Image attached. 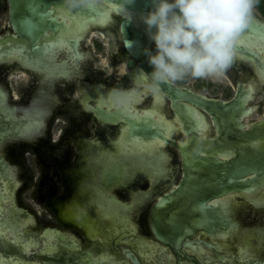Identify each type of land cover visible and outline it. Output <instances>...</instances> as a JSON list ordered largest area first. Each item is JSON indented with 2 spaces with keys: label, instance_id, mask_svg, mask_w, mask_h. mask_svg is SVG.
<instances>
[{
  "label": "water",
  "instance_id": "95a60500",
  "mask_svg": "<svg viewBox=\"0 0 264 264\" xmlns=\"http://www.w3.org/2000/svg\"><path fill=\"white\" fill-rule=\"evenodd\" d=\"M123 3H4L0 256L264 264V18L252 11L223 75L164 84L153 96L136 78L153 71L142 19L152 0ZM112 89H135L131 115L111 105ZM38 113L39 130L21 137Z\"/></svg>",
  "mask_w": 264,
  "mask_h": 264
},
{
  "label": "clouds",
  "instance_id": "9594fccd",
  "mask_svg": "<svg viewBox=\"0 0 264 264\" xmlns=\"http://www.w3.org/2000/svg\"><path fill=\"white\" fill-rule=\"evenodd\" d=\"M101 2L64 0L69 8L95 9ZM133 2L124 0L123 7ZM253 4L254 0H152V10L142 19L155 44V54L145 49L153 71L136 76L145 91L162 96L164 84L223 75L233 63L237 38L249 26ZM134 94L135 89H112L108 100L126 110L134 103Z\"/></svg>",
  "mask_w": 264,
  "mask_h": 264
},
{
  "label": "snow or ice",
  "instance_id": "6c2138e0",
  "mask_svg": "<svg viewBox=\"0 0 264 264\" xmlns=\"http://www.w3.org/2000/svg\"><path fill=\"white\" fill-rule=\"evenodd\" d=\"M22 53H23L22 48L10 50V54H12V55H22ZM4 55L5 54L3 53V51L0 50V59H2ZM2 112H3V93L0 92V113H2ZM124 114L131 115V110L126 109ZM42 116H43V113H38L35 117H31V116L26 117V119H28L30 121V123L19 131V135L21 137L27 138V137H30L35 132H37L41 126V123H42ZM194 116H195L196 120L201 119V117L198 114H194ZM12 171H14V170L10 169V172H12ZM0 204H2V192H0ZM3 216H4V208L2 206H0V240H2V238L4 237V232L2 230L3 229ZM12 243L16 244V243H18V241L13 239ZM0 264H6V262L2 256H0Z\"/></svg>",
  "mask_w": 264,
  "mask_h": 264
},
{
  "label": "flooded vegetation",
  "instance_id": "af4514ba",
  "mask_svg": "<svg viewBox=\"0 0 264 264\" xmlns=\"http://www.w3.org/2000/svg\"><path fill=\"white\" fill-rule=\"evenodd\" d=\"M3 2V6H0V22L2 20L5 22L4 27L0 30V37H3L7 32L9 33L11 30L10 23H9V17H8V9L5 6L6 0H0Z\"/></svg>",
  "mask_w": 264,
  "mask_h": 264
},
{
  "label": "rangeland",
  "instance_id": "374dc122",
  "mask_svg": "<svg viewBox=\"0 0 264 264\" xmlns=\"http://www.w3.org/2000/svg\"><path fill=\"white\" fill-rule=\"evenodd\" d=\"M0 6H3V7H4L2 1H0ZM252 11H253L255 14H257L259 17H263V18H264V16L261 14L260 10L257 9V8L255 7L254 4H253ZM4 25H5V22L2 20V22H0V30L4 27Z\"/></svg>",
  "mask_w": 264,
  "mask_h": 264
},
{
  "label": "trees",
  "instance_id": "16d2710c",
  "mask_svg": "<svg viewBox=\"0 0 264 264\" xmlns=\"http://www.w3.org/2000/svg\"><path fill=\"white\" fill-rule=\"evenodd\" d=\"M254 5L260 10L261 14L264 16V0H254Z\"/></svg>",
  "mask_w": 264,
  "mask_h": 264
}]
</instances>
